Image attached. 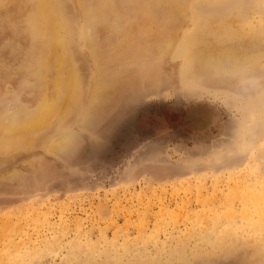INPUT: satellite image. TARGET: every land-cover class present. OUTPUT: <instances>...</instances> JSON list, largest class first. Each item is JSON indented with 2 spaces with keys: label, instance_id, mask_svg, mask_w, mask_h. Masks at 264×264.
I'll return each instance as SVG.
<instances>
[{
  "label": "rangeland",
  "instance_id": "374dc122",
  "mask_svg": "<svg viewBox=\"0 0 264 264\" xmlns=\"http://www.w3.org/2000/svg\"><path fill=\"white\" fill-rule=\"evenodd\" d=\"M33 1L0 0V124L57 89L50 35L16 73ZM52 1L78 90L0 140V264H264V0Z\"/></svg>",
  "mask_w": 264,
  "mask_h": 264
},
{
  "label": "bare ground",
  "instance_id": "6f19581e",
  "mask_svg": "<svg viewBox=\"0 0 264 264\" xmlns=\"http://www.w3.org/2000/svg\"><path fill=\"white\" fill-rule=\"evenodd\" d=\"M156 1L157 2H141L138 6H135L134 8L132 7L131 12L139 13L141 14V17L148 15L153 17L154 14L159 13L164 7H166L163 3L159 2V0ZM33 2L34 12L30 11L31 13L29 12L28 14L30 15V27L32 30H29V32L32 34L34 41L31 40V44H29L27 48V52L24 58L27 60V63L22 64L20 67H17L16 73H18V76L21 78L28 75V71L31 70V64L29 62L34 60V58L36 59V57L38 58L40 56L39 49L43 46V41L48 40L46 38L48 37V35H50L48 46L49 48L47 49V51H45L46 53L48 52V58H45L47 62L56 61L55 63H53V68L57 73L55 80L57 89L52 94L48 92L47 89H44L42 102L35 109H33L32 113L28 116L20 118L17 117L18 119L16 120L10 121L5 124H0V140L10 139L13 137L14 139L12 138L11 141L12 144H15L16 141L14 140H21L23 144L33 142V139L37 133H39L43 128L49 126L54 118L64 112L67 104L69 103V100H71L72 96L74 97V92L78 90V84L75 77L72 74H69L68 76L65 75L64 68L66 67H64V65L68 63V56H66L67 54L65 53V47L67 45L66 40L65 38H63V35L60 33L59 29H56L58 22L54 13L52 4L53 1L34 0ZM35 28L36 30H34ZM76 56H78L77 53ZM49 84L50 82L48 80L46 85ZM255 136L256 134L253 137ZM237 260L239 264H253V260L245 257L244 255H239ZM198 264L218 263L198 262Z\"/></svg>",
  "mask_w": 264,
  "mask_h": 264
}]
</instances>
